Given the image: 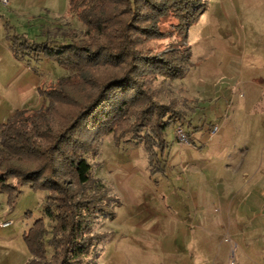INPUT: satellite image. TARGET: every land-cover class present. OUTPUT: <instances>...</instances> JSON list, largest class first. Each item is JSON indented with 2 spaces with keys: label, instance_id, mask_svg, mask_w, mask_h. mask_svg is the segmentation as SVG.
<instances>
[{
  "label": "rangeland",
  "instance_id": "1",
  "mask_svg": "<svg viewBox=\"0 0 264 264\" xmlns=\"http://www.w3.org/2000/svg\"><path fill=\"white\" fill-rule=\"evenodd\" d=\"M65 14L47 30L78 38L85 28ZM173 39L191 51L186 72L174 81L158 78L152 88L184 115L182 130L186 133L190 123L197 133L188 144L176 136L179 125L167 128L163 157L151 165L142 145L116 143L112 135L101 140L89 162L119 204L113 219L94 226L104 238L89 259L96 264H264L262 199L251 194L250 176L244 164L239 166L248 147V113L255 107L244 93L254 85L251 79L264 73V0H206L197 22ZM12 71L18 76L13 88L31 91L25 98L30 106L21 109L29 111L43 107L37 87L72 74L50 60H31ZM20 190L11 204L0 194V223L11 222L0 228V264L28 262L23 235L43 217L45 193Z\"/></svg>",
  "mask_w": 264,
  "mask_h": 264
},
{
  "label": "trees",
  "instance_id": "2",
  "mask_svg": "<svg viewBox=\"0 0 264 264\" xmlns=\"http://www.w3.org/2000/svg\"><path fill=\"white\" fill-rule=\"evenodd\" d=\"M205 9L206 0H68L85 28L78 38L60 30L44 31L40 43L7 36L15 59L43 57L72 73L38 88L40 111L0 124V194L11 204L23 187L45 193L43 217L23 235L26 264H96L89 257L104 235L94 226L119 204L89 162L105 136L142 145L150 165L161 161L170 126L192 142L196 128L187 123L185 133L184 115L152 85L184 76L191 51L173 37Z\"/></svg>",
  "mask_w": 264,
  "mask_h": 264
},
{
  "label": "crops",
  "instance_id": "3",
  "mask_svg": "<svg viewBox=\"0 0 264 264\" xmlns=\"http://www.w3.org/2000/svg\"><path fill=\"white\" fill-rule=\"evenodd\" d=\"M8 1L7 8L0 6V90L3 86L5 87L4 93L0 91V119H6L0 124L6 123L16 111L29 107L31 100L30 98L25 99L31 92L28 87L22 86L18 89L16 86V90L13 88V85L17 84L18 76L12 69L20 68L25 62L13 57L7 36L18 35L30 42H43L42 34L47 30L46 26L56 27L57 20H60L65 12V15L68 14V8L65 11V6H68L65 0ZM43 60L47 59L39 57L38 61L34 62ZM251 80L254 85L251 88L248 87L249 89L244 93V99L251 100V105L255 107L252 112L248 113L251 116L246 127L249 131V136L246 138L248 147L246 148V157L243 156L244 160H241L239 166L244 164L245 174L250 176L251 194L255 192L256 196H260L262 199L263 219L261 225L264 228V73ZM259 106L262 107L261 111H255ZM5 222L10 221L3 223ZM205 242L203 241V243ZM262 242H264V238ZM262 246L264 253V245ZM262 258H264V254Z\"/></svg>",
  "mask_w": 264,
  "mask_h": 264
},
{
  "label": "built area",
  "instance_id": "4",
  "mask_svg": "<svg viewBox=\"0 0 264 264\" xmlns=\"http://www.w3.org/2000/svg\"><path fill=\"white\" fill-rule=\"evenodd\" d=\"M0 6L3 8H7L9 6V1L8 0H0ZM217 130V127L212 128V134L215 133ZM176 136L179 138L181 142H186L184 139V136L182 134V131L180 128H177L176 130ZM11 225V222H5V223H0V228H7Z\"/></svg>",
  "mask_w": 264,
  "mask_h": 264
}]
</instances>
